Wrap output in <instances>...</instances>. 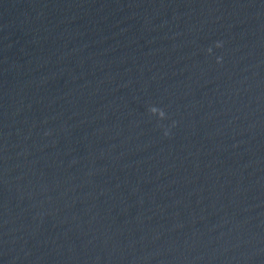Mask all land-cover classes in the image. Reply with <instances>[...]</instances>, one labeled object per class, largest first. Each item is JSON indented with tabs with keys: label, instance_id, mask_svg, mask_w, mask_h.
<instances>
[{
	"label": "water",
	"instance_id": "water-1",
	"mask_svg": "<svg viewBox=\"0 0 264 264\" xmlns=\"http://www.w3.org/2000/svg\"><path fill=\"white\" fill-rule=\"evenodd\" d=\"M0 264H264V0H0Z\"/></svg>",
	"mask_w": 264,
	"mask_h": 264
}]
</instances>
